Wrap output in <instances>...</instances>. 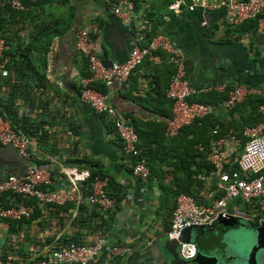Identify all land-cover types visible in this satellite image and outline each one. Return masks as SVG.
Here are the masks:
<instances>
[{
  "label": "crops",
  "instance_id": "0c3cea01",
  "mask_svg": "<svg viewBox=\"0 0 264 264\" xmlns=\"http://www.w3.org/2000/svg\"><path fill=\"white\" fill-rule=\"evenodd\" d=\"M21 1L25 5L22 12H0L7 57L17 63L16 70H10V82L0 83V105L3 102L4 113L16 128L30 136L33 160L48 172V180L40 182V188H69L71 175L67 170L73 168L87 173L77 184L84 191L88 175L100 171L115 206L102 211L88 203H73L68 212L39 204L40 213L30 223L16 228L9 220H0V244L6 245L5 249L11 247L15 257L10 262L2 259L0 264H17L18 252L39 248L44 256L45 251L62 248L70 241L92 243L100 235L111 244L131 249L110 264H162L160 253L167 255L162 241L167 238L175 206L166 160L180 150L170 142L176 136L183 142L192 138L190 130L171 139L163 134L165 118L172 112L166 90L175 67L168 53L158 49L143 59L121 89L106 87L104 91L107 103L134 128L135 120L139 122L145 140L150 142L154 173L144 181L132 175V157L123 152L111 119L96 114L79 97L80 80L89 71L85 56L75 48L74 33L86 29L100 47L101 60L118 62L127 58L138 35H144L147 42L151 39L147 34L162 33L183 54L187 76L197 88L224 84L227 89L246 84L264 89V14L258 21L235 26L229 23L224 8L195 6L190 10V0H179L180 11L176 13L170 4L177 0H131L133 22L126 26L113 13L112 0ZM230 113L231 109H216L211 120L228 122ZM148 122L161 125L142 124ZM241 146L236 144V151ZM26 168V163L4 157L0 181L9 174L22 175ZM90 182L84 192L90 191ZM220 194L217 179L210 175L199 192V201L209 204ZM258 203V199L228 201L227 207L239 215L240 222H246L264 216ZM239 227L225 228L216 221L204 234H198L201 249L228 252L223 234L226 229Z\"/></svg>",
  "mask_w": 264,
  "mask_h": 264
},
{
  "label": "built area",
  "instance_id": "2783aa9c",
  "mask_svg": "<svg viewBox=\"0 0 264 264\" xmlns=\"http://www.w3.org/2000/svg\"><path fill=\"white\" fill-rule=\"evenodd\" d=\"M15 10H24L21 0H7ZM189 9L200 6L203 9L224 8L228 11L229 23H242L251 18L264 14V0H190ZM182 1H173L171 9L178 13ZM113 13L123 25L130 26L133 22V2L131 0H115ZM75 48L87 59L89 72L79 84L80 99L89 104L96 114L111 119L113 127L122 141L123 152L132 157L131 173L142 180H148L152 175L146 159L141 156L138 148V134L132 124L125 122L107 103V93L91 86L92 83L102 82L108 88L121 89L132 71L142 62L145 56L153 50L168 53L175 67V73L170 79L166 90L167 97L172 100V112L165 118L164 135L168 138L175 136L179 130L190 125L197 119L216 111V109L230 110L242 103L249 95H264V89L246 84H236L228 90L226 98L218 103L191 101L189 98L200 92L212 90L223 91L224 84L194 86L186 73L185 58L177 45L165 34L157 33L147 42L140 34L135 38L134 45L123 61H113L105 66L99 56L100 47L91 40L86 29H78L74 33ZM5 39L0 35V80L9 76L3 57ZM259 110L264 114V103ZM246 143L240 151L235 145L241 143L236 134L210 138L206 159L211 165L210 174L217 179L218 190L221 194L209 204H200L187 193H179L175 198L167 238L178 241V250L182 258L191 259L197 253L194 242L179 241L181 231L191 224L212 226L219 217L229 215L238 217L228 207L227 202L243 200L250 202L258 199L257 208L264 210V121L255 125L245 126L242 133ZM0 143H11L27 160V168L22 175L9 174L0 181V193L9 191L34 197L40 205L64 204L72 202L75 205L88 203L100 210H109L115 206V199L106 191V182L101 175H95L90 182V191L84 192L78 187V180L86 178V172H75L68 168L70 176L69 188L42 189L40 182L48 180V172L38 167L33 160L30 150L32 141L30 136L22 130H15L11 120L6 115H0ZM237 163L238 168L229 170L231 164ZM202 177V175H199ZM33 206L23 202L4 206L0 204V220L29 218ZM131 249L124 245L111 244L104 235H100L92 243H70L63 248L45 251L44 258L23 264H62L76 262L79 264H110L117 256H124ZM13 253L5 254L0 244V262L2 259L11 261Z\"/></svg>",
  "mask_w": 264,
  "mask_h": 264
},
{
  "label": "trees",
  "instance_id": "16d2710c",
  "mask_svg": "<svg viewBox=\"0 0 264 264\" xmlns=\"http://www.w3.org/2000/svg\"><path fill=\"white\" fill-rule=\"evenodd\" d=\"M112 3L114 5L115 0H112ZM0 12H3V15L4 14L9 15L12 12H22V11L13 9L7 0H0ZM261 16L262 15H259L255 18L248 19V21H251V22L258 21L261 18ZM238 24L239 23H235V26ZM0 35L5 39V48L3 50L2 60L4 61L7 69L9 70V76L4 78L3 80H0V83L6 84V82H10V72H11L10 70L12 69L16 70L15 65H17V63L14 62V59L7 57V52H8V50H6L7 42H6V38L3 35L1 29H0ZM147 36L149 38L153 37L152 34L151 35L147 34ZM28 47L29 45H26V48ZM159 50H153L151 51L149 55L153 54L154 51L157 52ZM85 60H86V70L89 71L87 59L85 58ZM89 74L90 72H86L84 75L88 76ZM11 86L13 87V85ZM91 86H93L94 88H96L97 90L101 92H104L107 89L104 83L102 82L92 83ZM230 88H232V86ZM230 88H227V89L225 88V91L223 92L208 91L205 93L194 94L189 99L191 101L216 103L226 98L227 91ZM78 92H79V87H78ZM166 102L172 103V101L168 99V97L166 99ZM262 103H264V95H256V94L249 95L242 103L236 105L234 108L231 109L230 114L232 117L229 119L228 122H219L217 120L212 121L211 120L212 115L208 114L200 119H197L195 122H193L190 125L183 126L179 130V134L186 130L187 131L190 130L192 134V138L190 139L189 142H183L182 138L180 141H178L176 139L177 137L176 136L175 139L172 138L170 142L171 147L178 146L180 148V150H177V152H174L171 154L172 158L170 159V161L166 160L167 162L166 164L169 165L168 173L172 177L169 188H170V192L173 194L175 198L179 193L183 192V193H187L191 195L196 200L197 203H200L199 192L207 184V180L210 178V175H211L210 174L211 165L206 159V151L208 149L209 139L225 136L228 134H236L240 138L241 144L243 146L247 141V138L242 134L244 127L255 125L259 122L264 121V114H262L261 111L259 110V106ZM2 104L3 102H1V105H0L1 106L0 115H6L4 113L5 112L4 106H2ZM6 116L9 117L8 115ZM11 123H12L13 128L15 130H18L16 126L13 124L12 120H11ZM134 124H135V130L139 138L138 148L141 151L140 152L141 156H143L146 159L147 165L152 175V173H154V169H152V165H151L150 142L145 140V137L143 136L142 131L139 128L140 126L139 122L135 120ZM142 124L157 125V126L161 125L156 122H148V123H142ZM159 133L161 134L160 130H159ZM173 141H176V142H173ZM197 145L201 146L202 150L199 149ZM133 162H134V159L132 158V163ZM234 168H238V165L236 162L231 164V167L230 166L228 167L229 170L234 169ZM99 173L100 171H92L88 175L87 180L84 181L85 186H86V187L84 186L83 188L84 191H85V188L88 190L89 181H91L95 175L97 174L100 175ZM199 175H202V177H200ZM107 193L110 195L109 192ZM19 202H23L27 205H32L33 212L29 218H20V219H13V220L10 219L9 225H12L13 227L15 226L16 228L21 226L22 224L30 223L31 220H33L36 216H38L37 213H40V208H39L40 205L34 197L26 196L23 194L12 193L9 191L0 193V204L4 206L17 204ZM45 206L51 209L54 208V210L62 207L63 210L70 212L74 204L72 202H66L62 204L61 206L57 204H47ZM254 223H256V221ZM74 242L82 243L79 241H70L66 243L64 246H62V248ZM6 247H7L6 245L3 246V250L5 254L13 253V250L11 247L5 249ZM17 258L18 259L15 262L17 264H23L27 262L36 261L39 258H44V256L43 254H40V249L37 248V249L30 250L28 253L19 254L18 252Z\"/></svg>",
  "mask_w": 264,
  "mask_h": 264
},
{
  "label": "water",
  "instance_id": "95a60500",
  "mask_svg": "<svg viewBox=\"0 0 264 264\" xmlns=\"http://www.w3.org/2000/svg\"><path fill=\"white\" fill-rule=\"evenodd\" d=\"M105 66L112 64V60L106 59L102 61ZM14 160L18 164H27V160L22 157L18 150L11 144L0 143V161L3 158ZM262 214V212H260ZM240 217L229 215L226 218L219 217L217 222L223 227H243L246 228L252 235V239L247 238L248 242H244L246 252L240 254H228L227 250L209 252L201 249L199 233L204 234L207 229L212 226H201L191 224L182 229L179 241L194 242L197 245V253L191 259L181 257L178 250V241L176 239L166 238L162 241V247L167 252V255L160 253L162 264H264V216L257 215L252 220L240 222ZM256 221V223H254ZM199 245V247H198ZM239 250V249H238ZM243 250V248H242ZM230 256V260H228Z\"/></svg>",
  "mask_w": 264,
  "mask_h": 264
},
{
  "label": "rangeland",
  "instance_id": "374dc122",
  "mask_svg": "<svg viewBox=\"0 0 264 264\" xmlns=\"http://www.w3.org/2000/svg\"><path fill=\"white\" fill-rule=\"evenodd\" d=\"M247 238L252 239L251 233L246 228H233V229H226V231L223 234V239L228 246V252L231 254H240L241 252H246L247 249H244V242H248ZM243 248V250H242ZM239 249V250H238ZM229 261H231L227 257Z\"/></svg>",
  "mask_w": 264,
  "mask_h": 264
}]
</instances>
